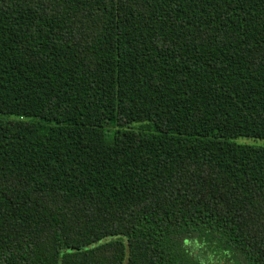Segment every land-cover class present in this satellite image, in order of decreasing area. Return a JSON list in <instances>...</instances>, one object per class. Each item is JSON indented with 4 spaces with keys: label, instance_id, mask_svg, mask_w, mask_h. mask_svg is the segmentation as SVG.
<instances>
[{
    "label": "trees",
    "instance_id": "obj_1",
    "mask_svg": "<svg viewBox=\"0 0 264 264\" xmlns=\"http://www.w3.org/2000/svg\"><path fill=\"white\" fill-rule=\"evenodd\" d=\"M240 139L264 0H0V264H264Z\"/></svg>",
    "mask_w": 264,
    "mask_h": 264
},
{
    "label": "rangeland",
    "instance_id": "obj_2",
    "mask_svg": "<svg viewBox=\"0 0 264 264\" xmlns=\"http://www.w3.org/2000/svg\"><path fill=\"white\" fill-rule=\"evenodd\" d=\"M17 118L15 117H10L9 120H16ZM140 126H142L141 124H135L133 125L134 128H139ZM240 143H244V144H249V145H253V146H260V147H264V140H253V139H240L239 140ZM231 264V263H229Z\"/></svg>",
    "mask_w": 264,
    "mask_h": 264
}]
</instances>
